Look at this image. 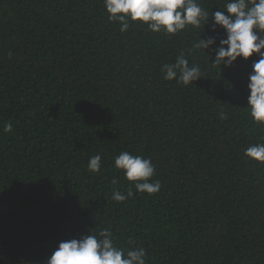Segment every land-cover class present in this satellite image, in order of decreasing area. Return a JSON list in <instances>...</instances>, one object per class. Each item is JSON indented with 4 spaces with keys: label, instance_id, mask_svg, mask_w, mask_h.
Listing matches in <instances>:
<instances>
[{
    "label": "trees",
    "instance_id": "1",
    "mask_svg": "<svg viewBox=\"0 0 264 264\" xmlns=\"http://www.w3.org/2000/svg\"><path fill=\"white\" fill-rule=\"evenodd\" d=\"M197 2L211 14L229 0ZM211 25L122 33L103 0H0V264H46L105 229L146 264H264V164L244 155L264 143L247 110L258 56L212 66L225 31ZM181 52L202 72L189 86L161 73ZM122 151L151 160L159 192L114 167Z\"/></svg>",
    "mask_w": 264,
    "mask_h": 264
},
{
    "label": "clouds",
    "instance_id": "2",
    "mask_svg": "<svg viewBox=\"0 0 264 264\" xmlns=\"http://www.w3.org/2000/svg\"><path fill=\"white\" fill-rule=\"evenodd\" d=\"M103 3L108 19L118 22L122 33L135 22H140L152 33L177 34L189 25L200 28L203 23L205 27L211 17V32L215 33L218 27L225 31V38L220 39L214 49L212 66H219L221 71V66L231 67L238 58L248 60L254 54L258 56L248 77L247 110L254 123L264 125V0H229L224 10L211 14L197 0H103ZM216 42L214 35L206 40L200 36L193 48L206 54V50ZM161 73L165 81H175L184 86L202 78L200 66L190 64L184 52L176 57L174 63L163 64ZM219 118L228 117L221 111ZM5 130L11 131L12 126L6 125ZM261 139L264 140V136ZM244 155L253 162L264 164V143L250 145L244 150ZM101 159L99 154L90 157L88 168L91 172L101 170ZM114 167L123 170L126 180L133 182L137 192L149 195L159 192L160 182H150L155 171L150 159L122 151L115 157ZM131 195L132 192L126 196L114 191L112 199L123 202ZM129 243L134 244L135 241L130 240ZM145 257L143 247L125 251L114 245L113 233L105 229L100 231L99 237L90 233L79 239L61 241L46 264H146Z\"/></svg>",
    "mask_w": 264,
    "mask_h": 264
}]
</instances>
